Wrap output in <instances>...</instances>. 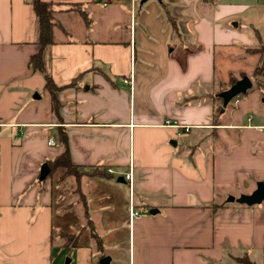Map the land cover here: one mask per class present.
Listing matches in <instances>:
<instances>
[{
	"label": "crops",
	"instance_id": "1",
	"mask_svg": "<svg viewBox=\"0 0 264 264\" xmlns=\"http://www.w3.org/2000/svg\"><path fill=\"white\" fill-rule=\"evenodd\" d=\"M42 1L54 11L44 61L56 111L31 65V0H0V264H264V202H236L264 182V113L222 97L264 75L253 64L264 0ZM64 134L71 163L100 175L57 210L41 170L65 152Z\"/></svg>",
	"mask_w": 264,
	"mask_h": 264
},
{
	"label": "rangeland",
	"instance_id": "2",
	"mask_svg": "<svg viewBox=\"0 0 264 264\" xmlns=\"http://www.w3.org/2000/svg\"><path fill=\"white\" fill-rule=\"evenodd\" d=\"M219 0H214V2H210L211 5L214 7V4L217 3ZM220 1H232V0H220ZM149 3H155L156 5H160L159 0H151ZM146 5L150 4H141V0L138 1L137 3V10H140V8H146ZM213 7H211L213 9ZM171 14L175 13V9L171 8L169 9ZM178 15L180 14L179 11L177 13ZM250 63V62H249ZM252 63V61H251ZM250 63V64H251ZM259 63L260 68L257 70V73L260 72V75L263 73L264 69V47H261L260 50L257 51L256 56L253 57V64ZM250 80L252 82V88L247 91V93L240 94L239 97L240 99L246 101L247 103H254L255 105L257 104V109L252 110L251 114L259 115L264 113V75L261 78H256L253 73H250ZM69 172V174H67ZM94 172V170L90 171H81L77 172L78 174L75 175V171L73 169H68L65 168H59L55 170L50 176L52 178V188L54 191V202H55V208L58 210L62 206L59 205L61 202V199L63 195L66 194L67 199L65 200V207L68 209L71 202H72V193L75 190L74 189V183L78 182L79 184V178H80V173L82 174L81 176L85 175H91L90 173ZM77 184V185H78ZM79 188V185H78ZM77 188V190H79ZM72 205V204H71ZM92 230V229H91ZM91 235H93V230L91 231ZM58 236H63V238L66 240V244L69 243V237H75L73 234H70L68 232H59L55 231L54 237L55 240L58 238ZM96 240V239H95ZM73 244V242H71ZM98 243V242H97ZM67 261V260H66Z\"/></svg>",
	"mask_w": 264,
	"mask_h": 264
},
{
	"label": "trees",
	"instance_id": "3",
	"mask_svg": "<svg viewBox=\"0 0 264 264\" xmlns=\"http://www.w3.org/2000/svg\"><path fill=\"white\" fill-rule=\"evenodd\" d=\"M31 3L35 9L37 18H38L39 23H40V29H41V37H40L41 50L39 51V53L35 54L31 58V65L33 66V68L35 70H39L40 72H42L45 75L46 87L50 91V93L53 97V106H54V109L56 111L57 105H58L56 94L59 91V87L55 84L52 76L47 73V69H46V65H45V61H44L45 50L54 43V32H53V29H54V11H53V7L51 4L44 2L42 0H31ZM262 72H264V69ZM259 74H260V72H259ZM61 142L65 146V152L62 155H60L59 157H57L55 160L50 161L48 163V165L51 169L50 175L55 170H57L59 168H65V169H68L69 171H70V169H73L75 171V175H77L78 174L77 172H80L81 169L74 166L71 163L68 137L65 134L61 135ZM67 174H69V172ZM90 174L92 176L100 175V173H98L97 170H95L94 172H92ZM81 175L82 174L80 173L79 181L83 177ZM87 219L89 220V222H88L89 226H92V223H91L88 216H87ZM93 237L97 240L99 246H101L100 245L101 241L94 231H93ZM69 242H73V245H77L78 244V238L70 236Z\"/></svg>",
	"mask_w": 264,
	"mask_h": 264
},
{
	"label": "water",
	"instance_id": "4",
	"mask_svg": "<svg viewBox=\"0 0 264 264\" xmlns=\"http://www.w3.org/2000/svg\"><path fill=\"white\" fill-rule=\"evenodd\" d=\"M147 1L148 0H141V3L144 4ZM251 88L252 82L249 78L245 77L235 84L230 90L222 94L225 105H227L232 99L238 97L240 94L246 93ZM49 173V166L47 164L43 165L41 170V180H44L49 175ZM231 201H234V199H231ZM236 202L247 206L262 204L264 202V182H258L257 189L251 195H242L236 200ZM100 264H111V259L109 257H105L101 260Z\"/></svg>",
	"mask_w": 264,
	"mask_h": 264
},
{
	"label": "built area",
	"instance_id": "5",
	"mask_svg": "<svg viewBox=\"0 0 264 264\" xmlns=\"http://www.w3.org/2000/svg\"><path fill=\"white\" fill-rule=\"evenodd\" d=\"M0 126H2L1 123H0ZM176 126L179 127V128H181L184 133H189L191 131V127H189V126H180V125H177V123H176ZM49 144L51 146H55L56 145V140L55 139H51L49 141ZM107 172L108 173H111V174L114 173L112 169H108ZM126 180L132 186L133 180H134V175H133L132 169L126 174ZM141 216L142 215H141L140 211H138V210L134 209L133 207H131V209H130V221H131V223H133L137 219H140Z\"/></svg>",
	"mask_w": 264,
	"mask_h": 264
}]
</instances>
